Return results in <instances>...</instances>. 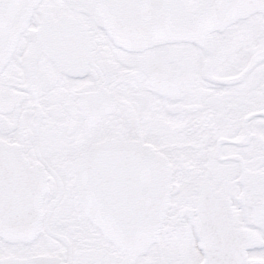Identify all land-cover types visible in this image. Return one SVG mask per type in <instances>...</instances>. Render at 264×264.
Returning a JSON list of instances; mask_svg holds the SVG:
<instances>
[{"label":"snow or ice","instance_id":"snow-or-ice-1","mask_svg":"<svg viewBox=\"0 0 264 264\" xmlns=\"http://www.w3.org/2000/svg\"><path fill=\"white\" fill-rule=\"evenodd\" d=\"M0 264H264V0H0Z\"/></svg>","mask_w":264,"mask_h":264}]
</instances>
